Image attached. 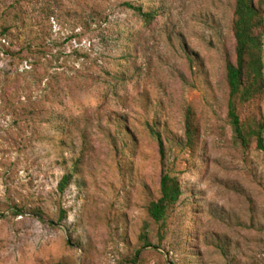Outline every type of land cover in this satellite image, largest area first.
Segmentation results:
<instances>
[{
	"label": "rangeland",
	"instance_id": "1",
	"mask_svg": "<svg viewBox=\"0 0 264 264\" xmlns=\"http://www.w3.org/2000/svg\"><path fill=\"white\" fill-rule=\"evenodd\" d=\"M234 7L0 0V264H264V151L228 116ZM239 113L264 117V98ZM164 169L184 194L156 222Z\"/></svg>",
	"mask_w": 264,
	"mask_h": 264
},
{
	"label": "trees",
	"instance_id": "2",
	"mask_svg": "<svg viewBox=\"0 0 264 264\" xmlns=\"http://www.w3.org/2000/svg\"><path fill=\"white\" fill-rule=\"evenodd\" d=\"M148 26L161 16L159 8H144L141 4L125 2ZM235 36V60H227L226 80L229 88L228 116L238 138L246 145L254 140L258 149L264 151V117L250 120L242 119L239 113L243 105L258 106L264 98V0H235L232 24ZM122 125H124L122 123ZM124 127V126H123ZM158 136L161 162L166 166L167 150L162 134ZM184 140H177L183 148H194L199 138V128L192 110L186 116V134ZM81 160L73 164L74 171L66 174L59 184L63 192L79 171ZM184 194L180 178L170 169H164L160 181L159 197L148 205V214L156 222L167 218L170 211L179 203ZM65 210H62L64 213ZM15 214L18 212L14 211ZM41 215V211H37ZM65 215V214H63ZM144 238L146 236L144 235ZM140 250L127 259L126 264H136Z\"/></svg>",
	"mask_w": 264,
	"mask_h": 264
}]
</instances>
